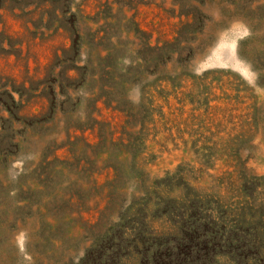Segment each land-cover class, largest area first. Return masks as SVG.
<instances>
[{
	"label": "rangeland",
	"instance_id": "1",
	"mask_svg": "<svg viewBox=\"0 0 264 264\" xmlns=\"http://www.w3.org/2000/svg\"><path fill=\"white\" fill-rule=\"evenodd\" d=\"M195 216L264 236V0H0V264H264Z\"/></svg>",
	"mask_w": 264,
	"mask_h": 264
},
{
	"label": "trees",
	"instance_id": "2",
	"mask_svg": "<svg viewBox=\"0 0 264 264\" xmlns=\"http://www.w3.org/2000/svg\"><path fill=\"white\" fill-rule=\"evenodd\" d=\"M196 217L197 216H195L193 220H189L190 225L193 227V230L187 228V226L184 228V230L186 231V235L196 234L198 236H201L203 238L201 242V246H203V249L209 247V244H215V248L217 249L218 244L223 241L233 245L234 248L238 249V253L240 254H262L264 246L263 233L260 234V232L248 231L247 228H244V226H238L236 228H225L222 227L223 225L219 226L218 222H203L198 224L196 221ZM182 235L184 236V234ZM183 236L181 237L183 238ZM144 241L145 243H147V241L150 242L151 240L146 238L144 239ZM118 247L119 245L117 246V248ZM214 252L215 254H218L217 251ZM214 252H210L211 256L215 255ZM116 253L119 254V252ZM149 253L150 249H148V247L145 248V256L142 257V261L140 262V264H177L178 256H170V252H167V257L169 258L165 260L163 258L164 256H162V253L160 252H155L154 254ZM111 255L112 256H94L91 259H89L90 256H87L83 259L84 263L82 264H113L115 260H118L119 256H115V253ZM202 258V264L208 263V258H205L204 256ZM259 259L262 260L261 258Z\"/></svg>",
	"mask_w": 264,
	"mask_h": 264
}]
</instances>
